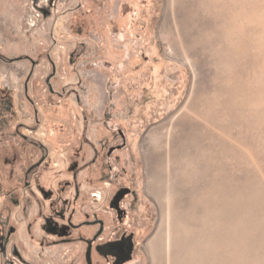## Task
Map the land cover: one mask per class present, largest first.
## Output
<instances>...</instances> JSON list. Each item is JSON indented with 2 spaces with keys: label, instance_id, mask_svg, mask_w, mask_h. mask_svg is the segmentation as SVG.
Listing matches in <instances>:
<instances>
[{
  "label": "rangeland",
  "instance_id": "374dc122",
  "mask_svg": "<svg viewBox=\"0 0 264 264\" xmlns=\"http://www.w3.org/2000/svg\"><path fill=\"white\" fill-rule=\"evenodd\" d=\"M95 219L264 264V0H0V264H87Z\"/></svg>",
  "mask_w": 264,
  "mask_h": 264
},
{
  "label": "flooded vegetation",
  "instance_id": "af4514ba",
  "mask_svg": "<svg viewBox=\"0 0 264 264\" xmlns=\"http://www.w3.org/2000/svg\"><path fill=\"white\" fill-rule=\"evenodd\" d=\"M31 64H32V67H31V70H30L26 80L30 77L35 62L31 61ZM49 79H50V76L48 78H46V84H47V80L49 81ZM24 85H25V89H26V82ZM48 88H49L50 92H53L52 86L50 88V86L48 85ZM35 119H37L36 113H35ZM23 137L26 139L27 135L23 134ZM35 144H37V143H35ZM40 148L41 149L43 148L42 143H40ZM33 158L34 157L32 155L28 156L29 160H32ZM96 158H97V152H95L94 158L92 159L91 163L94 162L96 160ZM44 160H45V155L41 154L40 157H38V159L35 162H33L32 164H30L29 166H27L25 168V170H24V178L26 179L25 186L29 185V182L27 181L29 176L30 175L33 176L35 174L36 170L42 165ZM72 179H73L72 185L74 188V195H75V197H78L79 185L77 182V171L75 169L72 170ZM125 194H126V191L124 189L119 190L112 197L111 202H110V204L116 210V212L118 213V215L121 219H122V215H123V210L120 208V201L125 196ZM68 222H69V225L73 226V224L70 221H68ZM83 223L85 225H90V224L91 225L92 224L98 225V229H97L96 233L93 236H90V237L84 239V241L86 243L85 259H86L87 251H89L91 264H92V258H91L92 252H95L99 256L109 257L111 259L110 264L117 263L119 260H121L126 255V252L129 249L130 242L132 244V247H131V254H132L134 244H133V235L131 233L124 234L123 232H121L119 234V237L105 239L103 241L98 242L97 239L102 234L103 229L105 227L103 220L95 219L93 221L92 220L91 221H84ZM125 262H123L121 264H124Z\"/></svg>",
  "mask_w": 264,
  "mask_h": 264
},
{
  "label": "bare ground",
  "instance_id": "6f19581e",
  "mask_svg": "<svg viewBox=\"0 0 264 264\" xmlns=\"http://www.w3.org/2000/svg\"><path fill=\"white\" fill-rule=\"evenodd\" d=\"M219 234H220V232L218 234L216 233V236L213 237V240L216 243V245H217V242H219V240L220 241L224 240V244L227 246H230L231 236L220 237ZM210 238L212 239L211 236L210 237L207 236L205 238L204 241L206 244L204 242H202V243L197 242L198 244L196 243L192 248L187 249V251L185 250L186 249L185 246L188 245L186 243L187 241L184 240L183 242H181L179 240L180 243H178V244H179L180 248L177 249L176 252H174L172 254V256H171V254L168 255V259H167L168 264H170V260L172 262L171 264H176L175 259H178L181 256L183 257L184 260L181 263L178 262V264H217L218 262H220L222 260L230 263V261H232L231 250L229 248H227L228 250L223 252L225 254V257H224L223 253L220 252L221 248H218L217 246H216V248H214V246L212 245L213 243L211 242ZM160 244H161V238L160 237L155 238L153 240V242L151 243V247L153 248L155 253L158 252V250L160 249ZM189 244L192 245V242H190ZM184 252H185V254H184ZM168 253H170V250ZM159 261H160V257L158 256L156 258V264H159ZM212 261H214L215 263H212Z\"/></svg>",
  "mask_w": 264,
  "mask_h": 264
},
{
  "label": "water",
  "instance_id": "95a60500",
  "mask_svg": "<svg viewBox=\"0 0 264 264\" xmlns=\"http://www.w3.org/2000/svg\"><path fill=\"white\" fill-rule=\"evenodd\" d=\"M53 71H54V69H53ZM47 84H48V85L50 86V88H51V85H50V83H49L48 80H47ZM121 195H122V194H121ZM131 247H132V244H131V242H130V244H129V249H128L127 252H126V255H125L121 260H119L117 263H114V264H121V263H123V262L129 260V259L131 258ZM86 262H87V264H91V259H90L89 251H87V254H86Z\"/></svg>",
  "mask_w": 264,
  "mask_h": 264
}]
</instances>
